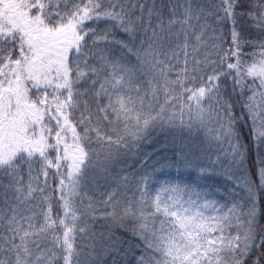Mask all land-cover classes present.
I'll return each mask as SVG.
<instances>
[{"label":"snow or ice","instance_id":"snow-or-ice-1","mask_svg":"<svg viewBox=\"0 0 264 264\" xmlns=\"http://www.w3.org/2000/svg\"><path fill=\"white\" fill-rule=\"evenodd\" d=\"M261 221L264 0H0V264H264Z\"/></svg>","mask_w":264,"mask_h":264},{"label":"trees","instance_id":"trees-1","mask_svg":"<svg viewBox=\"0 0 264 264\" xmlns=\"http://www.w3.org/2000/svg\"><path fill=\"white\" fill-rule=\"evenodd\" d=\"M162 2V0H157V3ZM201 2H209V0H201ZM215 3H219V0H214ZM244 131H247V128L245 127ZM166 133H162L159 130L156 132H153L152 134V142L149 143L145 141L140 146V152L139 153H132L129 154L127 161H126V167L128 169V174H131L133 172H137L141 169V164L143 160V154L144 153H151L152 154V160H156L158 158L168 157L169 159L173 158V154L176 151L173 144L171 143V138H168L167 146L163 147L166 143ZM207 147V146H205ZM209 156H211V159H215V154L209 150L208 153ZM202 156V162L200 166L210 167L209 160L207 158L203 157V153H201ZM148 163H151V161H148ZM190 174L193 176L195 172L198 173V168H191ZM166 171V170H165ZM162 178V177H160ZM197 178L199 179V173L197 174ZM208 182L211 184H223L224 183V177L219 175H213L208 177ZM261 223H264V221H261ZM95 227L97 231L104 230L103 228V222H97L95 224ZM131 240V237H129ZM134 243V241H133ZM138 255V253H136ZM99 260L101 261V264H104L106 261L107 264H112L113 260H116L119 262V264H134L135 256L132 252H129L128 255H124L121 253L120 255H117L116 253H107V252H99L98 255Z\"/></svg>","mask_w":264,"mask_h":264},{"label":"rangeland","instance_id":"rangeland-1","mask_svg":"<svg viewBox=\"0 0 264 264\" xmlns=\"http://www.w3.org/2000/svg\"><path fill=\"white\" fill-rule=\"evenodd\" d=\"M192 168H196V167H192ZM191 168H188V169H184V168H181V176L183 179L189 181V182H195L198 180L197 178V172H195V174H193V176L190 174L191 170H189ZM166 172H170V175L171 176H175L176 175V170L175 168L171 169V170H168L166 169ZM164 177H162L161 179H163Z\"/></svg>","mask_w":264,"mask_h":264}]
</instances>
